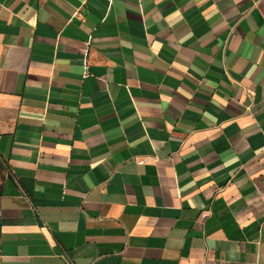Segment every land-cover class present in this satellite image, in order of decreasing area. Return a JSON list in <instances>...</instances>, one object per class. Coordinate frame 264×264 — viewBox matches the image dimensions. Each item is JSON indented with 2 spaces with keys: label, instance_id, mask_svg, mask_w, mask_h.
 I'll return each instance as SVG.
<instances>
[{
  "label": "crops",
  "instance_id": "1",
  "mask_svg": "<svg viewBox=\"0 0 264 264\" xmlns=\"http://www.w3.org/2000/svg\"><path fill=\"white\" fill-rule=\"evenodd\" d=\"M0 264H264V0H0Z\"/></svg>",
  "mask_w": 264,
  "mask_h": 264
},
{
  "label": "built area",
  "instance_id": "2",
  "mask_svg": "<svg viewBox=\"0 0 264 264\" xmlns=\"http://www.w3.org/2000/svg\"><path fill=\"white\" fill-rule=\"evenodd\" d=\"M86 63H87V62H86V60H85V68L87 69Z\"/></svg>",
  "mask_w": 264,
  "mask_h": 264
}]
</instances>
